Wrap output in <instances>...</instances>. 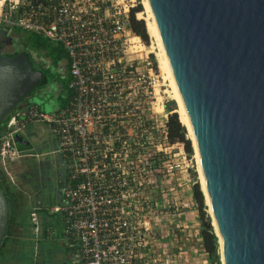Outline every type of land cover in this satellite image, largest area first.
I'll return each mask as SVG.
<instances>
[{"label": "built area", "instance_id": "built-area-1", "mask_svg": "<svg viewBox=\"0 0 264 264\" xmlns=\"http://www.w3.org/2000/svg\"><path fill=\"white\" fill-rule=\"evenodd\" d=\"M128 11L122 0H0V25L40 34L68 54L70 99L48 112L33 102L11 110L0 167L12 178L16 132L50 125L64 173L63 201L48 210L61 221L57 238L73 264L184 262L174 218L178 205L192 201L178 203L173 179L190 158L182 142L169 139L161 71L130 28ZM36 215L38 240L44 228Z\"/></svg>", "mask_w": 264, "mask_h": 264}, {"label": "water", "instance_id": "water-1", "mask_svg": "<svg viewBox=\"0 0 264 264\" xmlns=\"http://www.w3.org/2000/svg\"><path fill=\"white\" fill-rule=\"evenodd\" d=\"M146 3L188 117L218 232L211 220L202 224L218 236L221 264H264V0ZM45 80L24 52L0 54V121ZM14 138L20 143L21 132ZM7 219L0 186V238Z\"/></svg>", "mask_w": 264, "mask_h": 264}, {"label": "rangeland", "instance_id": "rangeland-1", "mask_svg": "<svg viewBox=\"0 0 264 264\" xmlns=\"http://www.w3.org/2000/svg\"><path fill=\"white\" fill-rule=\"evenodd\" d=\"M124 2L128 3L130 8L131 6L137 3V0H122V3ZM140 2L142 5V9L138 10V12H141V16L139 17L137 15V11L135 15L138 18H143L144 20H146L147 15L146 12L144 11V6H143L144 0H140ZM11 28L15 30V27H11ZM26 32L27 31H25L24 29H21L20 32L15 31V38L13 35L10 36L13 38L10 41V43L9 42L7 43L9 44V47H7V49H11L13 51L16 50L17 48H20L21 47L20 35L23 37L26 34ZM148 35H149V40L148 43H146L145 49L147 50L150 59L153 62H156L157 67L160 69L158 64V56H159L158 52H160L159 45L157 44V40H155L154 36L150 35L149 32ZM5 43H6L5 41L2 42L1 44L2 47H6L4 46ZM32 54L36 59L43 58L42 55L37 54L33 50H32ZM150 54H152V57ZM44 59L46 60V63H50V59L48 57H45ZM59 68L61 72H66V66L64 65V61L61 62ZM160 71H161V81H162L161 92L163 95V101L164 103L167 102L168 105L171 106L172 105L171 100H173L175 105L173 110L176 111L175 108L177 106L174 99L172 98L173 93L169 83V79L168 77H166L165 73L161 69ZM55 90L56 88L53 89L52 92H55ZM59 93L64 94L65 92L60 88ZM51 95H53V93ZM57 100H59V98ZM57 100L55 102H57ZM55 102L53 101L52 98L47 100V103L42 104L43 109L47 112L53 110L54 108L53 106L55 105ZM168 111L169 110L166 109L164 105V113H167L168 115L169 114ZM31 132L33 136L36 137L33 141L31 138L32 134H30V132L26 133L25 131L24 134L30 136L29 138H31L30 139L31 146L33 147H31L30 149V147L19 146L20 147L19 155L15 156V159L11 160L7 166L10 173L12 174H13V169L15 167V182L6 173H4V177L8 180L9 184L12 185L10 186L15 194L16 201L18 204L15 209V214H14L15 205H13L11 209L12 214L10 215V219L12 220V222L8 224L9 226L8 238L5 241L6 244L3 251H5L8 256L13 255L18 260L25 258V256L30 259V253L28 254V252H30L32 248L31 245L34 244L33 235H35L34 234L35 222L33 220V217L35 219L38 218L36 215L39 214L38 208L47 211L48 210L47 207H50L54 203H58V201H63L62 188L57 187L56 182L54 181L55 180L54 171L55 168L58 166L63 168L64 161L60 153L54 151V149L57 147V143L54 140L53 134L51 133L50 125L45 122H37L36 124L31 126ZM186 136L188 137L187 132H186ZM22 140L23 138H21L19 142L21 143ZM192 148L193 151L190 156L187 155V153L183 148L184 154H186V156L190 158V163L188 165L187 172L191 180H198L200 184L193 144H192ZM30 151L41 152V154H38L37 156H35L36 157L35 158ZM204 204H205L206 213L210 218L209 220H211V216L208 212V208L205 203V200H204ZM46 205L48 206L45 207ZM33 212H36V214ZM47 212L50 215L49 218L47 217V214L46 215L39 214L40 217H42V219L39 220L42 221L44 229H46V227L49 225L48 232L44 231L48 237L49 230L52 229L53 223L58 219H57V214L50 213L49 210ZM70 264L73 263L71 262Z\"/></svg>", "mask_w": 264, "mask_h": 264}, {"label": "trees", "instance_id": "trees-1", "mask_svg": "<svg viewBox=\"0 0 264 264\" xmlns=\"http://www.w3.org/2000/svg\"><path fill=\"white\" fill-rule=\"evenodd\" d=\"M141 9H142V5L140 0H137V3L129 8L128 11L129 26L133 30V32L139 34L142 37V39L146 43H148L149 35L146 29L145 20L143 18H138L135 15L136 11L138 12V10ZM21 29L22 28L15 26V31L20 32ZM25 31L27 32L23 37L20 35L21 47L17 48L15 50V53L19 51L24 52L25 55H27V57L29 58V60L33 63L34 68L41 69L43 71L46 80L48 79L49 81L51 79H54L60 83L61 90L65 92L64 94L59 95V99L61 100L60 106H63L64 104L67 103V101L70 99L72 95V90L68 86L69 59L66 49L61 44L54 43L40 34H37L29 30H25ZM32 50L35 51L37 54L42 55L43 58H40L39 60L36 59L32 54ZM150 55L152 57V54ZM45 57H48L50 59V63H46V60L44 59ZM62 61H64V65L66 66V74H63L62 72L56 70V68L60 66ZM155 67H156V62H155ZM33 103L38 105L39 108L43 109L41 103H37V102H33ZM171 103H172L171 106H169L167 102L164 103L166 109L172 110L171 112H169L166 122L168 127L169 139L170 141L178 140L182 142L185 152L187 153L188 156H190L193 151L191 140L189 137L186 136V132H187L186 128L184 124L180 121L177 111L173 110L175 107L173 100H171ZM7 117L8 114L5 115V117L0 121V134L4 130ZM18 145L21 146L20 144ZM0 186L7 198V202H11L12 205H15V209H16L18 203L16 201L15 194L12 191L8 180L4 177V172L1 167H0ZM192 195L196 204V208L198 210V218L201 221L200 233L202 237V244L205 252L207 253L209 264H221L220 258L218 256L219 254L218 236L215 234L212 226L208 227L202 224L203 220H209L210 218L205 210L204 194L200 188V184L198 180L193 181ZM38 211L39 214L41 215L47 214V217L49 218L50 215L47 212L48 210L44 211L43 209L38 208ZM14 214H15V210H14ZM57 219L58 220H56L53 223L52 229L50 230L53 232V234L59 236L61 234V221L59 220L58 216ZM46 229H44L45 232ZM45 232L42 235V238H40V241L38 239L39 245H42L46 241L47 234H45Z\"/></svg>", "mask_w": 264, "mask_h": 264}, {"label": "crops", "instance_id": "crops-1", "mask_svg": "<svg viewBox=\"0 0 264 264\" xmlns=\"http://www.w3.org/2000/svg\"><path fill=\"white\" fill-rule=\"evenodd\" d=\"M39 59L40 58H38V60ZM59 67H57L56 70L61 72ZM62 73L66 74V72H62ZM55 85H56L55 93L57 94L59 98V95L61 94L59 93L61 86L59 82L58 83L55 82ZM60 101L61 100L59 99L58 102L53 106L54 107L53 109L60 107V104H61ZM36 123L37 122L27 125L22 130L23 132H21L22 137L26 135L25 137H27L28 139L32 138V141H33L36 137H34L31 132V126H33ZM25 131L26 133L30 132V134H32L31 138H29L30 137L29 135L24 134ZM21 146L27 147L26 145H21ZM28 147H30L31 149V147L33 146H31V143H30ZM30 152L34 155V157L37 156L38 154H41V152H37V151H34V152L30 151ZM11 177H12L11 179L15 182V167L13 169V174L11 173ZM193 181L194 180H191V178L189 177L187 170H181L180 172L176 174L175 178L173 179V184H175V186L178 189V203L180 200L192 201L188 206H182V205L177 206L178 211H177V215L175 216L174 220L179 225V227L177 228L175 227V229L173 228V231H175L177 234L180 235L178 245L182 248V250H184V252H182V256L184 259L183 264H209L207 253L205 252L203 248V244H202V237L200 233L201 221L198 218V210L195 206V201L192 195ZM157 196L161 199L162 193H159ZM151 219L154 220V217H152ZM33 236H34V244L31 245L32 248L30 252H28V254L30 253V259L27 257V260H26L30 262V263L28 262V264L32 263L33 258L31 257L33 255L34 249L37 250L36 249L37 239L35 238V235ZM57 236L58 235L54 234V237L48 236L46 238V241L43 243L44 248L42 249L43 252H42L41 258L42 257L44 258L45 256H48V255H51L54 257L57 251L62 252L63 254L66 252L65 247L60 242V240L57 238ZM44 251H45V255L43 254ZM65 255L67 257V253H65ZM68 257H69V254H68ZM20 261L17 264H20ZM53 264L55 263L53 262ZM67 264H70V263L67 262Z\"/></svg>", "mask_w": 264, "mask_h": 264}, {"label": "flooded vegetation", "instance_id": "flooded-vegetation-1", "mask_svg": "<svg viewBox=\"0 0 264 264\" xmlns=\"http://www.w3.org/2000/svg\"><path fill=\"white\" fill-rule=\"evenodd\" d=\"M12 35L15 38V30L13 28L8 27L6 25H0V54H2V53L14 54L15 53V50L12 51L11 49H7V47H9V44H7V43L8 42L10 43V41L12 40L13 37H10ZM3 41L6 42L4 44V46H6V47H2L1 44ZM52 82L58 83V81L54 80V79H51L49 81H48V79L45 80L44 83L37 85V87H35L27 97H25L21 101H19V103L16 106H23L27 103L32 102L30 99L33 97V95H36L40 99L43 100L41 104H44V102H47V100H49L51 98L55 102L58 99V97H57V94L55 92H52L53 89H55L54 85L53 86L51 85ZM52 93H53V95H51ZM57 102H58V100H57ZM57 102H55V104ZM25 136L22 137L23 140L19 144L26 145L28 147V145H30V143H31V140ZM54 173H55V180L54 181L56 182V186L61 187L60 177L64 173V169L58 166L55 168ZM37 194H38V192H37ZM7 203H8V219H7V224H6V233H5V235H3L0 238V264H17L20 260H21L20 264H28V261H26L27 260L26 256H25V258L18 260L13 255L8 256L6 254V252L3 251L5 244H6L5 241L8 238V228H9L8 224L10 222H12V220L10 219V215L12 214L11 209H12L13 205L11 202H7ZM47 206L48 205H46L45 207H47ZM37 247H36L37 250L34 249V251H33V255L31 257L33 259H32L31 264H53V262L55 264H67L68 261H67L66 255H65L66 252L63 254L62 252L57 251L55 253L54 257L51 255H48V256H45L44 258L43 257L41 258L42 252H43L42 249L44 248V244L37 246ZM43 254L45 255V251Z\"/></svg>", "mask_w": 264, "mask_h": 264}, {"label": "bare ground", "instance_id": "bare-ground-1", "mask_svg": "<svg viewBox=\"0 0 264 264\" xmlns=\"http://www.w3.org/2000/svg\"><path fill=\"white\" fill-rule=\"evenodd\" d=\"M143 6H144V11L146 12V15H147V18L145 20L146 29H147V31L149 32L150 35L154 36L155 40H157V44L159 45L160 52H158V54H159V56H158V64H159L160 69L165 73L166 77H168V79H169V83H170V86L172 88V93H173L172 94V98L174 99V101L176 103V106H177L176 107V111L178 112V117H179L180 121L184 124V126H185V128L187 130L188 137L192 141V144H193V147H194V155H195V159H196V163H197V172H198V176H199L200 185H201V188H202V191H203V194H204V200H205V203L207 205L208 212H209V214L211 216L212 225H213L214 229L216 230V232H218L216 218H215L213 210H212L210 198H209L208 192L206 191L205 182H204L203 175H202V172H201V169H200V165H199V162H198V158H197V154H196V150H195V146H194V141H193V137H192V133H191L188 117H187L186 111L184 109L182 100L180 98L178 89L176 87L174 78L172 76L170 67L168 65L166 56L164 54L162 45L160 43L158 34L156 32L155 26L153 24V21H152V18H151V15H150L146 0H144ZM137 15L140 17L141 16V12H137Z\"/></svg>", "mask_w": 264, "mask_h": 264}]
</instances>
